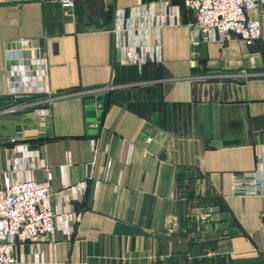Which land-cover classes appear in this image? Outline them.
<instances>
[{
  "label": "crops",
  "instance_id": "1",
  "mask_svg": "<svg viewBox=\"0 0 264 264\" xmlns=\"http://www.w3.org/2000/svg\"><path fill=\"white\" fill-rule=\"evenodd\" d=\"M252 14L259 39L194 44L184 0H0V187L51 172L54 209L75 215L17 256L264 264V195L232 184L264 165V5Z\"/></svg>",
  "mask_w": 264,
  "mask_h": 264
},
{
  "label": "built area",
  "instance_id": "2",
  "mask_svg": "<svg viewBox=\"0 0 264 264\" xmlns=\"http://www.w3.org/2000/svg\"><path fill=\"white\" fill-rule=\"evenodd\" d=\"M59 1L65 8H72L76 3V0ZM184 3L194 15L190 23L194 44L202 39L230 40L233 35L244 43H251L261 36V20L252 12L264 5V0H184ZM19 42L26 47L31 39L23 38ZM14 71L18 74V68ZM11 93L19 94L13 80ZM11 110L15 111L16 106ZM37 111L43 116L47 112L42 108ZM51 180V172L42 182L31 175L19 180L10 175L4 178L0 187V264H32L15 254L16 243L38 242L54 234L57 219L75 217L54 209ZM232 184L235 194L264 195V165L260 169L234 173ZM212 213V207H207L193 214L199 228L211 219ZM262 216L264 218V209Z\"/></svg>",
  "mask_w": 264,
  "mask_h": 264
},
{
  "label": "water",
  "instance_id": "3",
  "mask_svg": "<svg viewBox=\"0 0 264 264\" xmlns=\"http://www.w3.org/2000/svg\"><path fill=\"white\" fill-rule=\"evenodd\" d=\"M104 98V95L103 94H100L97 99L98 100H103ZM87 109L89 110L88 111V114L91 115V116H95V105H88L87 106Z\"/></svg>",
  "mask_w": 264,
  "mask_h": 264
}]
</instances>
